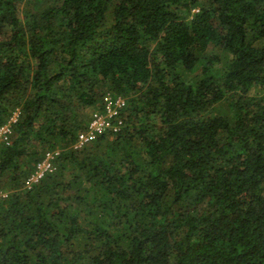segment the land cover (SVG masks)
I'll list each match as a JSON object with an SVG mask.
<instances>
[{
	"label": "trees",
	"instance_id": "trees-1",
	"mask_svg": "<svg viewBox=\"0 0 264 264\" xmlns=\"http://www.w3.org/2000/svg\"><path fill=\"white\" fill-rule=\"evenodd\" d=\"M107 93L123 126L75 150ZM16 110L0 264H264V0H0Z\"/></svg>",
	"mask_w": 264,
	"mask_h": 264
},
{
	"label": "built area",
	"instance_id": "built-area-1",
	"mask_svg": "<svg viewBox=\"0 0 264 264\" xmlns=\"http://www.w3.org/2000/svg\"><path fill=\"white\" fill-rule=\"evenodd\" d=\"M103 110L100 113L94 112L86 131L81 132L73 148L79 150L99 135L106 132L117 133L123 126L121 112L125 107V101L121 97H115L107 93L102 101ZM19 111L16 110L9 120L0 126V141L5 145L9 143V137L12 133V125L18 120ZM59 155V151L46 152L43 158L37 163L33 172L27 177L25 185L31 188L41 181L46 175L54 171L53 161ZM7 194L0 192V201L6 198Z\"/></svg>",
	"mask_w": 264,
	"mask_h": 264
}]
</instances>
